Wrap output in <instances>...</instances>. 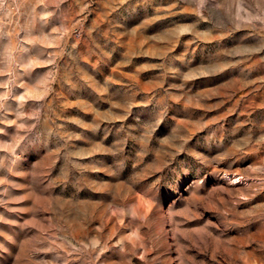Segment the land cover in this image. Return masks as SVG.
Segmentation results:
<instances>
[{"label": "rangeland", "instance_id": "rangeland-1", "mask_svg": "<svg viewBox=\"0 0 264 264\" xmlns=\"http://www.w3.org/2000/svg\"><path fill=\"white\" fill-rule=\"evenodd\" d=\"M0 264H264V0H0Z\"/></svg>", "mask_w": 264, "mask_h": 264}]
</instances>
